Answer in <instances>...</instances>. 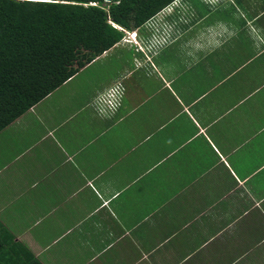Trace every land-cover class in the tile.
<instances>
[{
	"label": "crops",
	"instance_id": "1",
	"mask_svg": "<svg viewBox=\"0 0 264 264\" xmlns=\"http://www.w3.org/2000/svg\"><path fill=\"white\" fill-rule=\"evenodd\" d=\"M179 2L0 131L10 245L42 264H264V0Z\"/></svg>",
	"mask_w": 264,
	"mask_h": 264
},
{
	"label": "trees",
	"instance_id": "2",
	"mask_svg": "<svg viewBox=\"0 0 264 264\" xmlns=\"http://www.w3.org/2000/svg\"><path fill=\"white\" fill-rule=\"evenodd\" d=\"M177 1L0 0V131L114 47L125 30L161 34L156 18ZM106 97L99 101L112 109ZM0 264L42 262L0 233Z\"/></svg>",
	"mask_w": 264,
	"mask_h": 264
},
{
	"label": "built area",
	"instance_id": "3",
	"mask_svg": "<svg viewBox=\"0 0 264 264\" xmlns=\"http://www.w3.org/2000/svg\"><path fill=\"white\" fill-rule=\"evenodd\" d=\"M122 90H123V87L120 84H118L106 94L107 97L105 101L107 102L109 106L112 107V109L116 108L119 105V100H120Z\"/></svg>",
	"mask_w": 264,
	"mask_h": 264
},
{
	"label": "rangeland",
	"instance_id": "4",
	"mask_svg": "<svg viewBox=\"0 0 264 264\" xmlns=\"http://www.w3.org/2000/svg\"><path fill=\"white\" fill-rule=\"evenodd\" d=\"M191 1H196V2H198V3H204V2H202V0H181V2H187V3H190ZM213 1H216V0H213ZM177 3H180L179 1L178 2H176V4ZM170 6H173V5H170ZM168 7L169 6H167L165 9H167V10H169L168 9ZM202 11H204L205 12V8H204V6H202V10H201V12ZM208 12H211V9L208 11ZM219 12V11H218ZM213 13V12H212ZM220 13V12H219ZM211 17H219V15L217 14V13H213V14H211ZM127 37L125 36V38H124V41H126V42H129V41H132V39L133 40H135V41H137L138 40V36H137V33H133V32H128L127 31ZM136 34V35H135Z\"/></svg>",
	"mask_w": 264,
	"mask_h": 264
},
{
	"label": "bare ground",
	"instance_id": "5",
	"mask_svg": "<svg viewBox=\"0 0 264 264\" xmlns=\"http://www.w3.org/2000/svg\"><path fill=\"white\" fill-rule=\"evenodd\" d=\"M210 1V0H209ZM211 2H214L213 0Z\"/></svg>",
	"mask_w": 264,
	"mask_h": 264
}]
</instances>
